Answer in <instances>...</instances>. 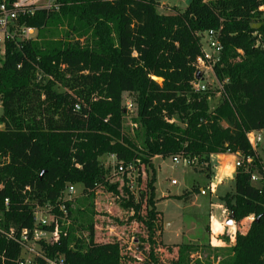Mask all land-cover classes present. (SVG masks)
I'll list each match as a JSON object with an SVG mask.
<instances>
[{
  "label": "trees",
  "instance_id": "trees-1",
  "mask_svg": "<svg viewBox=\"0 0 264 264\" xmlns=\"http://www.w3.org/2000/svg\"><path fill=\"white\" fill-rule=\"evenodd\" d=\"M55 1L58 11L20 17L37 29L36 39L1 44L0 225L20 238L23 229L36 228L37 205H57L69 184L81 185L78 203L88 205L65 202L71 223L59 218L58 240L40 241L47 257L66 264H162L156 156L196 159L207 178L213 154L240 152L253 156L260 171L264 166L248 138L264 131V0H190L185 9L164 13L158 0ZM218 28L223 51L214 68L223 89L216 97L218 90L196 91L192 82L200 34ZM125 94L135 106L129 126ZM112 155L116 168L145 167L138 194L128 171L123 183L112 180V167L101 162ZM234 182L226 206L235 221L255 218L236 232L231 255L222 257L223 249L210 243L182 242L165 245L174 252L166 264H210L201 258L207 250L217 264H264V184L254 185L245 167L236 169ZM99 186L129 213L128 224H140L131 245L118 237L96 240L92 207ZM196 192L193 185L176 197L188 202ZM21 255L22 244L0 234V264H18Z\"/></svg>",
  "mask_w": 264,
  "mask_h": 264
},
{
  "label": "rangeland",
  "instance_id": "rangeland-1",
  "mask_svg": "<svg viewBox=\"0 0 264 264\" xmlns=\"http://www.w3.org/2000/svg\"><path fill=\"white\" fill-rule=\"evenodd\" d=\"M158 12H170L173 9H185L190 0H158ZM201 36V34H200ZM201 37V42H203ZM2 46L0 44V50ZM3 56V51H0V57ZM210 88L216 87V80L214 76L206 79ZM133 102L131 94H125L124 104ZM216 100L211 101V105H215ZM0 109V115H1ZM135 110L131 111L125 117V124H131V116ZM263 139L258 147V153L264 162V131L262 132ZM224 160V159H223ZM222 161V160H221ZM235 160L226 161L230 166L225 167V174L223 181L217 183L215 178L218 173V163L216 160L210 162V178H207L204 172L200 170L202 166H198L197 162L192 165L184 164L183 162L175 163L173 157L158 156L153 159L155 171V196L158 199L157 207L162 211V218L157 219V236L163 250L161 252L162 264L170 263L174 252L171 253L165 249V245H175L182 242L193 243H210L213 247H220L222 257L231 255L229 249L235 242V234L237 231L245 232L249 227V221H233L228 224L227 220L230 217L231 211L226 206L224 197L235 192L234 175L237 167H235ZM101 162L105 167H112V180L123 183L122 173L115 167V158L112 156H104ZM221 164V163H220ZM198 167V168H195ZM145 167H133L128 174V179L131 190L138 194L142 185H139V175L143 179L147 178L144 170ZM175 180L176 183H173ZM193 185L199 188V192L194 193L188 202L176 197L182 195L185 190L191 189ZM82 187L75 185V191L71 195L74 200L76 208L83 209L84 205L79 204L81 199ZM96 240L108 241L114 237H118L122 244L128 246L132 244L133 237L141 230L138 222L132 224L127 223L129 213L123 210L117 202L116 196L99 186L96 190L95 198L93 200ZM80 216V215H78ZM89 216V213L85 218ZM235 218V217H234ZM218 245V246H217ZM212 251L207 250L202 253L201 258L210 264H217ZM208 255V256H207ZM194 259L198 258V254H193Z\"/></svg>",
  "mask_w": 264,
  "mask_h": 264
},
{
  "label": "built area",
  "instance_id": "built-area-1",
  "mask_svg": "<svg viewBox=\"0 0 264 264\" xmlns=\"http://www.w3.org/2000/svg\"><path fill=\"white\" fill-rule=\"evenodd\" d=\"M104 1H116V0H104ZM264 8V7H262ZM60 9V4L55 0H2L0 3V44L4 43L6 40L14 41L19 44L22 41H27L37 38V29L25 24H20L19 19L22 16L33 15L38 10L46 11H58ZM203 38L202 43V55L198 57L196 63V73L200 71L201 79L196 78L192 82V86L196 91H207L209 89L218 90L216 97H219L223 89L222 84L217 80L215 74V65H217L222 58L223 45L221 42V28L210 29L201 33ZM40 73V72H39ZM40 77L42 76L39 74ZM214 76L216 80V87L210 88L206 82L207 78ZM126 108L131 112L134 110V103L127 102ZM80 104H76V109H80ZM0 109L2 110V103L0 99ZM4 127L3 123L0 122V129ZM248 138L251 147L258 153V147L263 139L262 132H250L248 133ZM234 158L235 167H245L251 172V182L256 186H262L264 184V166H262V171L259 170V166L254 163L253 156H246L240 152L230 153ZM115 158L114 155H112ZM175 163L183 162L187 165H192L196 162V159L190 157H185L183 155H176L173 157ZM135 167L133 164L127 166L120 165L118 171L125 174L127 171V176L130 171ZM173 183H176L175 180ZM4 187L3 182L0 179V189ZM27 189H31L27 186ZM75 191V185L69 184L63 191L60 200L61 203L57 205L44 204L37 205L34 208V221L36 228L34 231L28 229H23L20 238H16L14 235V230L11 228L9 231L0 225V234H5L6 236L18 240L22 244V255L18 260V264H37L38 258H44L46 264H66L64 258L61 257H47L45 253L39 248L40 241H46L48 243H53L59 238V218L63 219V223L69 225L71 223L69 211L66 207V201H72V194ZM9 204V199H5V206ZM55 206L62 215L57 214L55 211ZM254 216H249L245 218V221L251 223L254 220ZM55 223L54 230L45 229V226H50ZM44 226V227H43ZM32 233V234H31ZM218 262V261H217Z\"/></svg>",
  "mask_w": 264,
  "mask_h": 264
},
{
  "label": "crops",
  "instance_id": "crops-1",
  "mask_svg": "<svg viewBox=\"0 0 264 264\" xmlns=\"http://www.w3.org/2000/svg\"><path fill=\"white\" fill-rule=\"evenodd\" d=\"M158 157V156H156ZM224 159V160H223ZM234 160L233 156L231 154H228V153H223V154H213L211 156V161L213 160H216L219 167H218V173H217V176L215 178L216 179V182L218 183H221L223 181V176L225 174V167H228L230 166L226 161H231V160ZM222 160V161H221ZM221 163V164H220ZM246 219H244L245 221ZM218 246V245H217Z\"/></svg>",
  "mask_w": 264,
  "mask_h": 264
},
{
  "label": "water",
  "instance_id": "water-1",
  "mask_svg": "<svg viewBox=\"0 0 264 264\" xmlns=\"http://www.w3.org/2000/svg\"><path fill=\"white\" fill-rule=\"evenodd\" d=\"M196 78L197 79H201V73H200V71H197ZM234 217H235V213H234V211H231V214H230L229 219L227 220V223L228 224H232L233 221H234Z\"/></svg>",
  "mask_w": 264,
  "mask_h": 264
}]
</instances>
